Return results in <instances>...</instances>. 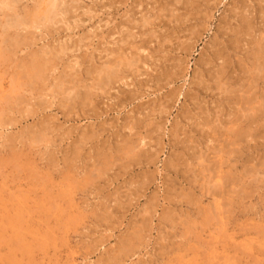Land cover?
Returning <instances> with one entry per match:
<instances>
[{
	"label": "rangeland",
	"instance_id": "rangeland-1",
	"mask_svg": "<svg viewBox=\"0 0 264 264\" xmlns=\"http://www.w3.org/2000/svg\"><path fill=\"white\" fill-rule=\"evenodd\" d=\"M98 1L0 54V264H264V0Z\"/></svg>",
	"mask_w": 264,
	"mask_h": 264
},
{
	"label": "bare ground",
	"instance_id": "bare-ground-1",
	"mask_svg": "<svg viewBox=\"0 0 264 264\" xmlns=\"http://www.w3.org/2000/svg\"><path fill=\"white\" fill-rule=\"evenodd\" d=\"M33 1V4H32V6H31V9H29L27 6H24V7H22L21 9L19 8V0H0V54H1V52H3V53H5L3 50H5L6 51V49H9V47L12 45V44H14L15 43V45H14V47L15 46H17L16 44L18 43V45H19V42L21 41V42H24V44H26V42L27 41H25L26 40V38H27V34L29 35V33L27 32L28 30L27 29H29V28H32L31 29V31H33V28H44V29H46L47 27H49V23H53L54 22V24L58 21L59 22V20L58 19H60V18H58L59 16L62 18V17H64V15H65V17L67 16L68 17V13L70 12V10L68 11V8H72V7H69L67 4H69V5H72V4H70V2H71V0H70V2H68L67 4H66V0H32ZM98 1V0H97ZM21 2V1H20ZM72 2H73V0H72ZM71 2V3H72ZM99 2V1H98ZM27 3V2H26ZM73 4H75V2H73ZM79 4H82V3H79ZM78 4V5H79ZM78 5H75L74 6V9H75V7L76 6H78ZM30 6V5H29ZM81 9V8H80ZM79 9V10H80ZM85 9H83L82 8V13H85V12H87L88 10H86V11H84ZM67 11H68V13H67ZM76 11H78V10H76ZM84 11V12H83ZM89 11H91V10H89ZM67 13V14H66ZM70 13H75V10H73L72 9V12H70ZM88 13V12H87ZM90 13V12H89ZM88 13V14H89ZM76 14H77V12H76ZM79 14V13H78ZM56 16H57V18H56ZM78 16V15H77ZM71 17V16H70ZM146 18V17H145ZM144 18V19H145ZM57 19V20H56ZM73 19V18H72ZM69 20L70 22L71 21H73V20H75L76 21V17H75V19H73V20ZM77 19H79V17L77 18ZM144 19H142L143 20V23L144 22H146L147 20H144ZM62 20V23H63V21H64V18H62L61 19ZM80 21V20H79ZM79 21H78V23H79ZM74 22V21H73ZM77 22V21H76ZM59 23H61V22H59ZM59 23H57V24H59ZM66 23H67V21H66ZM65 23V27H66V25H67V27H68V24H69V22H68V24H66ZM81 23H82V21H81ZM56 24V26H58ZM74 24L75 23H73V26H74ZM144 24H146V23H144ZM48 25V26H47ZM61 26H62V24H61ZM142 26H143V24H142ZM75 27V26H74ZM73 27V28H74ZM62 28H64V27H62ZM76 28V27H75ZM41 29L39 30V31H41ZM43 29V30H44ZM48 29V28H47ZM69 29H70V26H69ZM136 29V28H135ZM59 30L60 31H62L63 29H61V27L59 26ZM66 30H67V28H66ZM75 30V29H74ZM73 30V31H74ZM129 30V29H128ZM37 31V30H36ZM47 31V30H46ZM70 31H72L71 29H70ZM140 31V30H139ZM91 32V31H90ZM45 33H47V32H45ZM129 33V32H128ZM127 32L126 33H124L125 35H127L128 34ZM32 35H33V33H31ZM42 34V33H41ZM48 34V33H47ZM54 34V33H53ZM141 34H143V32H141L140 33V35ZM48 35H50V34H48ZM129 35V34H128ZM31 36V35H30ZM30 36H29V38H30ZM34 37H35V35H33ZM32 36V38H31V40L33 41V39H36L37 38V36H36V38H34ZM9 37H11V42L13 41L14 43H10L9 42ZM43 37V36H42ZM84 37H85V35H84ZM84 37H82L83 39H86V38H84ZM127 37V36H126ZM125 37V38H126ZM132 37L133 38H135L133 35H132ZM28 38V40H30ZM81 38V37H80ZM41 39V38H40ZM123 39V38H122ZM121 39V40H122ZM140 39V38H139ZM79 40V39H78ZM81 40V39H80ZM120 40V41H121ZM125 40V39H124ZM123 40V41H124ZM130 40V39H129ZM143 40H145V39H143ZM84 41H86V40H84ZM122 41V42H123ZM139 41H142V40H139ZM59 42V41H58ZM61 42H63V41H61ZM71 42V41H70ZM82 42H83V40H82ZM82 42L80 43V44H82ZM125 42H126V40H125ZM145 42V41H144ZM31 43V42H30ZM60 43V42H59ZM66 43V40H64V44ZM127 43V42H126ZM29 44V43H28ZM31 44H33V42L31 43ZM71 44H73V43H71ZM259 44V43H258ZM58 45V44H57ZM74 46H75V43L73 44ZM83 45V44H82ZM81 45V46H82ZM116 45V44H115ZM124 45V44H123ZM141 45H143V44H140V46L139 47H141ZM27 45H25V47H26ZM29 46V45H28ZM33 45H31V47H32ZM59 46V45H58ZM73 46V47H74ZM79 46V45H78ZM77 46V48H79ZM84 46V45H83ZM4 47V48H3ZM119 47V46H118ZM127 47V46H126ZM129 47V46H128ZM44 49H45V47H43ZM42 48V49H43ZM76 48V47H75ZM75 48H74V50H75ZM121 48V47H120ZM133 48V47H132ZM144 48V47H143ZM47 49H48V47H47ZM46 49V51L48 52L49 50H47ZM66 49V45L65 46H63V45H61L60 44V46L58 47V50H57V52H55L56 54H57V56L59 55L58 53H63L64 54V52H63V50H65ZM80 49V48H79ZM79 49H77V50H79ZM259 49H261L262 50V48H259ZM258 49V50H259ZM9 50H11V49H9ZM39 50V49H38ZM71 50V49H70ZM141 50L143 51V49L141 48ZM145 50V49H144ZM257 50V49H256ZM261 50H260V52H261ZM17 51V50H16ZM46 51H41V52H43V54L42 53H40V54H42L41 56H39V57H36V58H33L32 59V57L30 58V56H29V58L31 59H29L30 61L29 62H27L26 64H25V68H24V70L23 71H21L20 69V73L22 74V72H23V74H24V76H27L29 79H30V81H32L33 79H40L41 78V80H42V78L43 77H45L46 75H47V73L51 70V68H52V62H53V60H54V58H55V55L56 54H54L53 53V51L52 52H50V54L52 55H50L49 54V52L47 53ZM66 51V50H65ZM7 52H9V51H7ZM40 52V51H39ZM70 52V51H69ZM110 54V56H111V54H112V52L110 51L109 52ZM29 54V53H28ZM39 54V53H38ZM47 54V55H46ZM60 54V55H61ZM124 54H125V52H124ZM14 55V54H13ZM50 55V56H49ZM32 56V55H31ZM63 56V55H62ZM64 56H65V54H64ZM86 56V55H85ZM91 57L90 58H94L93 56H92V54L90 55ZM124 56V55H123ZM131 56V55H130ZM135 56V55H134ZM133 56V57H134ZM246 56V55H245ZM1 57H2V55H1ZM10 57V56H9ZM109 56L107 55L105 58H108ZM113 57V56H112ZM117 57V56H116ZM137 57V56H136ZM136 57H134V59L136 58ZM14 58V57H13ZM59 58V57H58ZM80 58V57H79ZM79 58H76V60H77V62H78V59ZM99 58V57H98ZM103 59V60H105L104 61V63L102 64V67L100 68V71L99 70H97L98 71V73L96 72H94L95 74H98V78L96 79L97 81H96V83L94 84L93 82V87L91 86V85H87L88 86V89H93L94 91L93 92H91L90 90H88L87 88H85V89H87V91H86V93L83 95L82 94V92L80 91V90H78V91H80V93L82 94V96L83 97H86L85 99H88V98H92L93 96L94 97H96L97 96V94H96V91L98 90L99 91V89L103 92V93H105L106 94V92H104V89H106V88H110V86H112V84H114L115 82H119V81H121V77L119 76V73L120 72H122L121 71V69H120V64H121V62H120V60L121 59H118V60H109L110 58H108V59ZM114 58V57H113ZM127 58V57H126ZM140 57H139V55H138V60H140L139 59ZM61 59H62V57H61ZM61 59H58V61H61ZM115 59V58H114ZM128 59L130 60V58L128 57ZM1 60H2V58H1ZM82 60V59H81ZM89 60H91V59H89ZM21 61H23V60H21ZM84 61V60H83ZM93 61H94V59H93ZM100 61V60H99ZM134 61L135 60H133V59H131L128 63H125V61H124V64H126V65H124L123 64V66H126L127 67V65H129V68H130V65L132 64V66H133V63H134ZM253 62V61H252ZM60 63V62H59ZM83 63V62H82ZM122 63H123V61H122ZM70 64H71V62H70ZM76 64H79V63H76ZM91 64H93V63H91ZM19 65V64H18ZM17 65V66H18ZM72 65H74L73 63H72ZM71 65H69V67H70ZM92 66V65H91ZM95 66V65H94ZM122 66V67H123ZM19 67V66H18ZM58 66H56L55 67V69L57 68ZM80 67H82V66H80ZM79 67V68H80ZM90 67V66H89ZM87 68V71H89V70H91V72H92V67H90V68ZM126 67H125V69H126ZM240 67V66H239ZM73 68H75V66H71L70 67V70L72 69L73 71H74V69ZM21 69H23V68H21ZM53 69V68H52ZM65 69V68H64ZM86 69V68H85ZM89 69V70H88ZM99 69V68H98ZM123 69H124V67H123ZM58 70V69H57ZM70 71V72H73V71ZM56 71V70H55ZM54 71V72H55ZM67 71V70H66ZM85 71V70H84ZM137 71V70H136ZM135 71V72H136ZM53 72V71H52ZM62 72V71H61ZM67 73V74H69V76H70V74L71 73ZM260 72V71H259ZM14 73H16V71H14ZM56 73V72H55ZM63 73V72H62ZM88 73H90V71L88 72ZM87 73V74H88ZM93 73V74H94ZM19 74V73H18ZM66 74V75H67ZM81 74V73H80ZM79 74V75H80ZM92 74V75H93ZM16 75V74H15ZM64 75V74H63ZM74 75H75V73H74ZM86 75V74H85ZM91 75V74H90ZM124 75V74H123ZM68 76V75H67ZM68 76V77H69ZM72 76V75H71ZM94 77H95V75H93ZM92 76V77H93ZM257 75H255V77H256ZM17 77V76H16ZM21 77V76H20ZM20 77H19V79H20ZM59 77V76H58ZM57 77V78H58ZM73 77V76H72ZM72 77H71V79H72ZM78 77V76H77ZM76 76H74L73 78H77ZM93 77V78H94ZM218 77H220V76H218ZM253 77V76H252ZM22 78V77H21ZM62 78V77H61ZM64 78H67V77H64ZM70 78V77H69ZM79 78V77H78ZM92 78V79H93ZM96 78V77H95ZM23 79V78H22ZM32 79V80H31ZM46 79V78H45ZM59 79V78H58ZM57 79V80H58ZM68 79V78H67ZM120 79V80H119ZM124 79V78H123ZM122 79V80H123ZM252 79V78H251ZM64 80H66V79H63V81ZM80 80V79H79ZM254 80V79H253ZM25 81H26V79H25ZM70 81V80H69ZM74 81H75V79L73 80V81H70V82H68V83H70V84H74ZM33 82H35V80H33ZM59 82V81H58ZM57 82V83H58ZM67 82L65 83V84H67ZM71 82H73V83H71ZM87 82V81H86ZM89 82V81H88ZM61 83V82H60ZM77 83H78V80H77ZM91 83V82H90ZM253 83V82H252ZM27 84V83H26ZM25 84V85H26ZM28 84H30L29 86H31L32 85V83H29L28 82ZM35 84H37V82L35 83ZM41 84V83H40ZM79 84V83H78ZM78 84L76 85L77 87H78ZM116 84V83H115ZM60 85V84H59ZM83 85H85L84 83L82 84V86L81 87H83ZM28 86V85H27ZM28 86V87H29ZM37 86V85H36ZM56 86H58V85H56ZM73 86V85H72ZM128 86V85H127ZM59 87V86H58ZM76 87V88H77ZM85 87V86H84ZM84 87L82 88V90L84 89ZM55 88V87H54ZM76 88L74 89V87H72V89L73 90H75V92H77V90H76ZM246 88V87H245ZM60 89H61V87H60ZM50 90H53V88L52 89H50ZM66 90H67V88H66ZM66 90H64V91H66ZM70 92H71V88L70 89H68ZM72 90V92H74ZM23 91V90H22ZM55 91H57V89L55 90ZM118 91V90H117ZM43 92V91H42ZM69 92V93H70ZM71 92V96H70V98L72 99L73 97H72V94H75V95H73L74 97L76 96V99L77 98H79V97H81V94L79 93V92H77V95H76V93L74 92V93H72ZM84 92H85V90H84ZM100 92V91H99ZM50 93H52V91L50 92ZM56 93V92H55ZM59 93L61 94V91H59ZM62 93H63V91H62ZM65 93V92H64ZM64 93L62 94L63 95V97L65 98V96L68 94L67 93V91H66V95H64ZM79 93V94H78ZM101 93V92H100ZM100 93H99V95H100ZM107 93H108V91H107ZM56 95V94H55ZM78 95H80V96H78ZM57 96H58V94H57ZM106 96V95H105ZM24 97V96H23ZM62 97V98H63ZM67 97H69V94H68V96H66V99H67ZM243 97V96H242ZM30 98V97H29ZM63 98V99H64ZM70 98H68L69 99V102H70V104H71V99ZM55 99V98H54ZM63 99H61L60 100V103L62 104V101H63ZM74 99L75 98H73L72 100L74 101ZM81 99V98H80ZM79 99V100H80ZM84 99V98H83ZM82 99V100H83ZM85 99L83 100V102L85 101ZM44 101V100H43ZM67 101V100H66ZM77 101V100H76ZM59 102V101H58ZM64 102V101H63ZM79 102H82V101H79ZM245 102V101H244ZM66 104H68V102H65ZM73 104V103H72ZM83 104H85V103H83ZM91 104V103H90ZM6 105V104H5ZM74 105V104H73ZM66 107H67V105H65ZM75 106V105H74ZM77 106V105H76ZM62 107V106H61ZM69 108H70V110H71V107L69 106ZM91 109V108H90ZM22 110V109H21ZM142 114V113H141ZM5 121V120H4ZM47 132V131H46ZM131 150V149H130ZM205 166V165H204ZM217 166V165H216ZM105 169V168H104ZM208 182V181H207ZM213 192V191H212ZM223 202V201H222ZM26 211V210H25ZM15 230V229H14ZM220 256V255H219ZM223 256V255H222ZM218 262V261H217Z\"/></svg>",
	"mask_w": 264,
	"mask_h": 264
}]
</instances>
